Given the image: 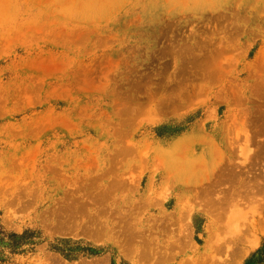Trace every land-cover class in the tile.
I'll list each match as a JSON object with an SVG mask.
<instances>
[{
  "label": "rangeland",
  "instance_id": "374dc122",
  "mask_svg": "<svg viewBox=\"0 0 264 264\" xmlns=\"http://www.w3.org/2000/svg\"><path fill=\"white\" fill-rule=\"evenodd\" d=\"M0 227L41 238L3 264H243L264 0H0Z\"/></svg>",
  "mask_w": 264,
  "mask_h": 264
},
{
  "label": "trees",
  "instance_id": "16d2710c",
  "mask_svg": "<svg viewBox=\"0 0 264 264\" xmlns=\"http://www.w3.org/2000/svg\"><path fill=\"white\" fill-rule=\"evenodd\" d=\"M40 239V234L35 231H26L22 235H18L7 233L0 227V264L7 261L8 255L33 252ZM51 250L62 252L58 246H52ZM243 264H264V240Z\"/></svg>",
  "mask_w": 264,
  "mask_h": 264
}]
</instances>
